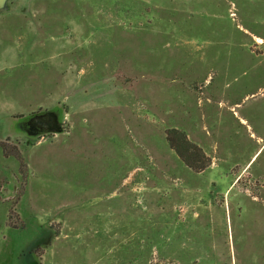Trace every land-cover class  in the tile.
<instances>
[{
    "label": "rangeland",
    "instance_id": "rangeland-1",
    "mask_svg": "<svg viewBox=\"0 0 264 264\" xmlns=\"http://www.w3.org/2000/svg\"><path fill=\"white\" fill-rule=\"evenodd\" d=\"M8 2L0 264H264V0Z\"/></svg>",
    "mask_w": 264,
    "mask_h": 264
},
{
    "label": "flooded vegetation",
    "instance_id": "flooded-vegetation-1",
    "mask_svg": "<svg viewBox=\"0 0 264 264\" xmlns=\"http://www.w3.org/2000/svg\"><path fill=\"white\" fill-rule=\"evenodd\" d=\"M58 118L57 114L51 111L41 115H31L20 121L19 125L28 135H37L50 129L53 123L58 121Z\"/></svg>",
    "mask_w": 264,
    "mask_h": 264
},
{
    "label": "trees",
    "instance_id": "trees-1",
    "mask_svg": "<svg viewBox=\"0 0 264 264\" xmlns=\"http://www.w3.org/2000/svg\"><path fill=\"white\" fill-rule=\"evenodd\" d=\"M0 148H1L3 155L5 157L13 156L14 158L17 159L18 153H17L16 149H14L13 147L7 146L4 143H0ZM172 148H174V147H172ZM175 152L178 153L177 149H175Z\"/></svg>",
    "mask_w": 264,
    "mask_h": 264
},
{
    "label": "water",
    "instance_id": "water-1",
    "mask_svg": "<svg viewBox=\"0 0 264 264\" xmlns=\"http://www.w3.org/2000/svg\"><path fill=\"white\" fill-rule=\"evenodd\" d=\"M9 0H0V15L9 11ZM56 122L53 123L54 127L57 128Z\"/></svg>",
    "mask_w": 264,
    "mask_h": 264
}]
</instances>
